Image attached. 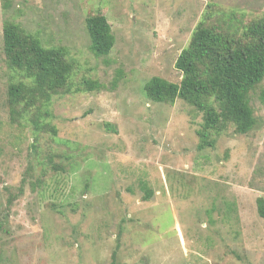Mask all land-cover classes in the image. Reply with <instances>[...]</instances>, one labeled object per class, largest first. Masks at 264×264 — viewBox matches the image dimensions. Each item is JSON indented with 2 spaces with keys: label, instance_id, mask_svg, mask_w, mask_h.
Masks as SVG:
<instances>
[{
  "label": "rangeland",
  "instance_id": "374dc122",
  "mask_svg": "<svg viewBox=\"0 0 264 264\" xmlns=\"http://www.w3.org/2000/svg\"><path fill=\"white\" fill-rule=\"evenodd\" d=\"M99 12L116 39L106 58L85 24ZM204 18L241 35L264 0H0V264H264V82L254 130L229 124L204 149L203 113L144 90L180 84L176 60ZM6 20L67 50L73 90L102 86L53 98L57 136L11 122L8 89L23 76L6 63Z\"/></svg>",
  "mask_w": 264,
  "mask_h": 264
},
{
  "label": "trees",
  "instance_id": "16d2710c",
  "mask_svg": "<svg viewBox=\"0 0 264 264\" xmlns=\"http://www.w3.org/2000/svg\"><path fill=\"white\" fill-rule=\"evenodd\" d=\"M85 24L94 56L108 57L116 39L106 15L99 12ZM3 44L8 67L23 76L8 89L10 119L15 125L24 127L22 121L30 122L36 135L57 136L58 128L49 122L53 98L101 91L102 86L90 80L83 81L82 89L73 90L77 66L67 50L45 47L39 37L13 21L4 22ZM175 67L183 75L180 84L154 77L145 85V94L159 104L174 105L181 99L203 113V127L198 131L200 149L213 147L211 134L221 133L229 124L238 134H249L257 125L251 94L264 82V18L250 23L241 35L211 26L204 18ZM52 170L60 172L62 168L54 165ZM142 189L144 201H150L154 192L147 185ZM258 210L264 217L263 198L258 199Z\"/></svg>",
  "mask_w": 264,
  "mask_h": 264
}]
</instances>
